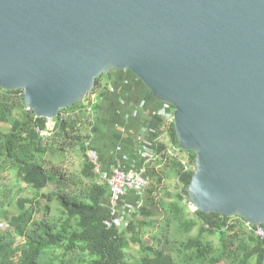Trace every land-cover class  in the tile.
Instances as JSON below:
<instances>
[{
	"label": "water",
	"instance_id": "95a60500",
	"mask_svg": "<svg viewBox=\"0 0 264 264\" xmlns=\"http://www.w3.org/2000/svg\"><path fill=\"white\" fill-rule=\"evenodd\" d=\"M123 71L173 108L194 210L264 225V0H0V89L36 118Z\"/></svg>",
	"mask_w": 264,
	"mask_h": 264
},
{
	"label": "trees",
	"instance_id": "16d2710c",
	"mask_svg": "<svg viewBox=\"0 0 264 264\" xmlns=\"http://www.w3.org/2000/svg\"><path fill=\"white\" fill-rule=\"evenodd\" d=\"M83 101L61 111L48 135H42L47 121L26 109L22 93L0 89V174L5 168L14 173L11 182L0 185V264H264V237L248 231L239 218L203 214L190 204L192 152H186L187 170L181 155L156 162L162 171L175 172L176 199L157 198V177L143 191V219L134 215L120 230L106 229L109 191L87 161V151L96 149L90 143L97 104ZM168 138L177 146L173 123ZM68 153L81 159L78 171L64 166ZM152 208L164 211L161 223L150 218Z\"/></svg>",
	"mask_w": 264,
	"mask_h": 264
},
{
	"label": "crops",
	"instance_id": "0c3cea01",
	"mask_svg": "<svg viewBox=\"0 0 264 264\" xmlns=\"http://www.w3.org/2000/svg\"><path fill=\"white\" fill-rule=\"evenodd\" d=\"M141 88L129 72H121L120 75L118 72H111L106 74L95 91L96 131L90 145L96 148L100 158L101 172L97 173L99 178L103 174L109 175L115 164H120L124 171L144 168L147 175V171L154 167L161 169L162 165L157 161L145 162L139 137L142 145L154 152L160 146L166 149L172 146L168 134L161 132L162 117L158 115L160 102ZM103 91L105 93L101 94ZM128 113L131 116H127ZM142 193L131 192L128 199V195L123 198L122 205L127 208L130 202L131 206H135L140 199L143 200ZM105 205L110 207V195L105 200Z\"/></svg>",
	"mask_w": 264,
	"mask_h": 264
},
{
	"label": "built area",
	"instance_id": "2783aa9c",
	"mask_svg": "<svg viewBox=\"0 0 264 264\" xmlns=\"http://www.w3.org/2000/svg\"><path fill=\"white\" fill-rule=\"evenodd\" d=\"M89 96V95H88ZM88 103L93 104L94 101H89ZM165 107H169L174 112L173 108L168 104L162 103ZM27 110H29L26 107ZM30 111V110H29ZM162 114V128L161 132L164 134L169 133L170 125L173 123V113L169 112L166 108L160 112ZM43 134L48 135V130L43 132ZM140 148L142 149L143 158H145L146 163H150L152 161H158L163 158V156H179L181 155V150L178 146H170L168 149L162 150V152L153 151L145 148L142 145L141 137L138 138ZM87 161L90 165H92L94 171L98 174L101 172L100 158L98 153L95 150L89 149L87 151ZM181 164L187 170L186 162L184 160H180ZM101 178L105 180L108 191L110 195V215L107 219L103 221V225L106 229H117L120 230L122 226L126 223L129 213L131 211V215L135 213L137 209H139L142 205V199H140L135 206L124 207L122 205L123 198H126L127 195L131 192L141 191L143 192L150 184V180L144 168H141L137 171H124L120 164H115V168L112 170L109 175H101ZM247 230L251 231L256 237L263 238L264 230L260 226L251 227L246 224Z\"/></svg>",
	"mask_w": 264,
	"mask_h": 264
},
{
	"label": "rangeland",
	"instance_id": "374dc122",
	"mask_svg": "<svg viewBox=\"0 0 264 264\" xmlns=\"http://www.w3.org/2000/svg\"><path fill=\"white\" fill-rule=\"evenodd\" d=\"M105 76H106L105 74L102 76L101 81H102V79ZM134 80L137 82V84H139V81L136 78H134ZM95 93L90 94L89 96H87L86 99L83 101V104L84 105H88L89 101H92V102L94 101L95 102L96 101ZM158 105H159V110H158L159 111L158 112L159 116H163L162 114H160V112H162L165 108L169 112L171 111V113H174V112H172L171 108L165 107L162 103H158ZM127 116H131V113H128ZM52 126H53V122L52 121H47V130H48V132L52 129ZM1 128H2L3 131H7L8 130V126L7 125H1ZM82 128L83 127H81V129ZM42 135H45V134L42 133ZM180 153H181L182 159L186 162V166H188V155H186V151H181ZM64 159H65L64 166L66 168H68L69 170L78 171L80 169L81 159L77 155L68 153V154L63 155V160ZM147 172H148L149 180L153 181L155 184L157 182L156 181L157 177L161 178V182L159 184V190H158V192H156L158 194L157 198L168 199V200L176 199V196H177L178 192L176 190V185H177L176 184V182H177L176 179L177 178H176V175H175L174 171H172V170H168V171L167 170H165V171L163 170L162 171V169L154 167L152 170H149ZM13 178H14V173L12 171H10L9 169L5 168L3 171H1V174H0V185L6 183L8 181L11 182L13 180ZM155 184H153V185H155ZM107 188H108V186H107ZM129 194H131V193H129ZM28 196H30V194ZM24 197H26V196H24ZM142 197H143L142 203H144V192L142 193ZM128 198H129V195H128L127 199ZM127 207H131L130 202L127 204ZM184 209H185V211H184L185 215L187 217H190L191 216V214H190L191 211L189 210V208L185 206ZM139 211H140V209H137L135 211V213L132 214V215H131V211H130V213L128 214L129 217H128L127 220L132 219L134 215H137L138 218L143 219L141 217ZM151 212H153V214H152V217H150V218L153 219L154 221L158 222V223H161L162 219L164 218V211L152 208ZM209 239L213 243H215L217 241L216 237H214V236L210 237ZM135 248L136 247H131V255H135V257L138 258V254H137Z\"/></svg>",
	"mask_w": 264,
	"mask_h": 264
},
{
	"label": "bare ground",
	"instance_id": "6f19581e",
	"mask_svg": "<svg viewBox=\"0 0 264 264\" xmlns=\"http://www.w3.org/2000/svg\"><path fill=\"white\" fill-rule=\"evenodd\" d=\"M132 75V74H131ZM133 76V75H132ZM134 77V76H133ZM135 78V77H134ZM180 149V148H179ZM181 150V149H180ZM193 170H194V167H193ZM246 223V222H245ZM247 224V223H246ZM249 225V224H248ZM249 226H251V227H256V226H260V225H256V226H252V225H249Z\"/></svg>",
	"mask_w": 264,
	"mask_h": 264
}]
</instances>
